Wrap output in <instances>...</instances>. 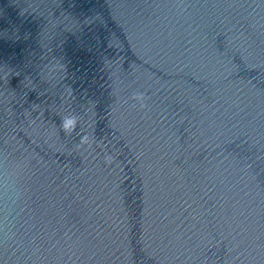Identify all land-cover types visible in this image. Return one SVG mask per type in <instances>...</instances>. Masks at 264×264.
<instances>
[{"label":"water","instance_id":"95a60500","mask_svg":"<svg viewBox=\"0 0 264 264\" xmlns=\"http://www.w3.org/2000/svg\"><path fill=\"white\" fill-rule=\"evenodd\" d=\"M0 264H264V0H0Z\"/></svg>","mask_w":264,"mask_h":264},{"label":"clouds","instance_id":"9594fccd","mask_svg":"<svg viewBox=\"0 0 264 264\" xmlns=\"http://www.w3.org/2000/svg\"><path fill=\"white\" fill-rule=\"evenodd\" d=\"M133 98L137 99V100H143L144 99L143 94H139V93H137ZM74 126H75V120H70V121L66 120L63 122V129L66 132L69 131L71 128H74ZM6 239H7V237H5V240Z\"/></svg>","mask_w":264,"mask_h":264}]
</instances>
